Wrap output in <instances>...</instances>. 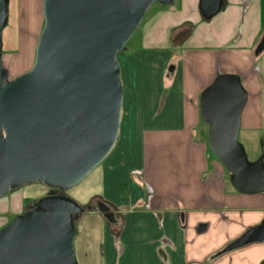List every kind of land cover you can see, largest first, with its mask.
Listing matches in <instances>:
<instances>
[{
	"label": "crops",
	"instance_id": "0c3cea01",
	"mask_svg": "<svg viewBox=\"0 0 264 264\" xmlns=\"http://www.w3.org/2000/svg\"><path fill=\"white\" fill-rule=\"evenodd\" d=\"M29 3L21 0V35ZM36 5L35 50L43 0ZM263 36L264 0H221L209 18L200 0H173L148 20L142 48L120 64L127 135L101 168L95 196L115 218L90 211L103 230L100 246L84 242L85 264L264 263V241L225 251L264 220V193L234 188L200 114V96L218 76H239L248 95L239 135L264 154V51L255 53ZM111 185L121 187L115 199Z\"/></svg>",
	"mask_w": 264,
	"mask_h": 264
},
{
	"label": "water",
	"instance_id": "95a60500",
	"mask_svg": "<svg viewBox=\"0 0 264 264\" xmlns=\"http://www.w3.org/2000/svg\"><path fill=\"white\" fill-rule=\"evenodd\" d=\"M173 0H43L44 24L32 68L11 80L2 33L8 0H0V198L15 186L42 183L67 190L80 184L115 148L124 88L118 55L154 3ZM221 0H200L209 18ZM264 51V36L256 55ZM247 92L237 75H220L200 96L208 143L244 194L264 193V154L250 161L239 142ZM97 208L107 220L109 206ZM85 208L64 197L30 204L0 229V264H79L76 221ZM264 241V220L230 244L232 251ZM264 264V263H263Z\"/></svg>",
	"mask_w": 264,
	"mask_h": 264
},
{
	"label": "rangeland",
	"instance_id": "374dc122",
	"mask_svg": "<svg viewBox=\"0 0 264 264\" xmlns=\"http://www.w3.org/2000/svg\"><path fill=\"white\" fill-rule=\"evenodd\" d=\"M26 1V0H25ZM28 15H30L27 25L28 28L21 35L20 24V4L21 0H9L8 5V21L2 33V57L4 68L8 73V80L14 79L26 72H28L35 60V48L32 46V35L38 30V23L35 14L38 13L36 9V0H29ZM28 3V2H27ZM167 5L161 6L154 3L146 13L139 28L129 40L126 45V50L118 55L120 64L124 63V55L132 52L133 49L142 48L143 31L148 23V20L154 17L157 11ZM35 13V14H34ZM125 75V73H124ZM125 80V76H123ZM127 94V92H126ZM126 107V106H125ZM206 132V139L208 136V125L203 123ZM128 122L123 120L121 123V130L119 134V142L114 148L113 152L100 164L93 172L85 178L77 186L64 190L62 195L76 201L78 204L85 208V212L80 214L76 221V236H75V254L79 264H85L82 258V247L84 242L88 243L93 239L94 243L100 246L102 238V227L96 217L89 218L90 211H96L99 214L97 205L93 203V198L102 194L100 172L101 168L107 166L111 159L115 158L119 153L123 141L127 135ZM239 142L244 146L247 156L250 161L260 155L262 147L260 143L248 142L243 134L239 135ZM214 155V154H213ZM215 156V155H214ZM216 158V156H215ZM258 159V158H257ZM109 185L107 184V187ZM110 189V188H109ZM121 187L111 185V189L107 191V197L113 199L117 198ZM49 191V188L42 183H31L25 186H15L8 194L0 198V229L9 224L16 216L25 213L27 208V201L38 198ZM99 200V199H97ZM97 200H94L95 202ZM101 201V200H100ZM103 202V201H101ZM91 206V207H90Z\"/></svg>",
	"mask_w": 264,
	"mask_h": 264
},
{
	"label": "flooded vegetation",
	"instance_id": "af4514ba",
	"mask_svg": "<svg viewBox=\"0 0 264 264\" xmlns=\"http://www.w3.org/2000/svg\"><path fill=\"white\" fill-rule=\"evenodd\" d=\"M25 185H27V184H25ZM25 185H19V186H25ZM46 185V184H45ZM48 188H49V191L47 192V193H45L44 195H42V196H40V197H38V198H35V199H30V200H28L27 201V208H29V206H30V204L32 203V202H34V201H38V200H40V199H42V198H44V197H55V196H63L62 195V193H63V191L64 190H62V189H59V188H55V187H51V186H48V185H46ZM98 202H101L100 200H97L96 202H94L95 203V205H97V203Z\"/></svg>",
	"mask_w": 264,
	"mask_h": 264
},
{
	"label": "trees",
	"instance_id": "16d2710c",
	"mask_svg": "<svg viewBox=\"0 0 264 264\" xmlns=\"http://www.w3.org/2000/svg\"><path fill=\"white\" fill-rule=\"evenodd\" d=\"M97 199H99V200H101L99 197H94L93 198V203L95 202L94 200H97ZM102 201V200H101ZM91 207V206H90Z\"/></svg>",
	"mask_w": 264,
	"mask_h": 264
}]
</instances>
